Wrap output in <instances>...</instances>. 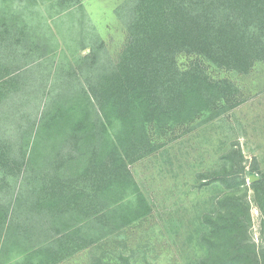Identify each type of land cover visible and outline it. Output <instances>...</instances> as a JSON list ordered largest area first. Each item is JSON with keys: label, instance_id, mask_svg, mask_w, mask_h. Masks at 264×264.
<instances>
[{"label": "trees", "instance_id": "16d2710c", "mask_svg": "<svg viewBox=\"0 0 264 264\" xmlns=\"http://www.w3.org/2000/svg\"><path fill=\"white\" fill-rule=\"evenodd\" d=\"M53 1L57 15L75 3ZM38 5L0 0V264H59L141 217L149 207L129 167L177 126L192 130L243 101L206 65L248 75L264 64V0H133L115 60L91 37L87 54L60 62ZM218 180L229 192L203 218L201 263L264 264V176L250 185L258 245L245 195L230 191L245 179Z\"/></svg>", "mask_w": 264, "mask_h": 264}, {"label": "rangeland", "instance_id": "374dc122", "mask_svg": "<svg viewBox=\"0 0 264 264\" xmlns=\"http://www.w3.org/2000/svg\"><path fill=\"white\" fill-rule=\"evenodd\" d=\"M38 2L58 42L54 62L87 54L81 44L91 37L102 41L114 60L118 57L133 0H75L59 15L53 0ZM178 63L183 68L188 59L180 56ZM206 67L213 79L232 81L242 103L207 123H194L192 130L177 126L160 150L132 164L130 171L149 210L142 208L144 214L136 219L129 215L126 226L102 234L94 245L59 264H202L209 257L202 241L208 233L203 218L213 216L219 198L229 192L218 180L222 177L231 185L245 179L243 188L230 191L245 195L249 235L260 244L262 216L250 185L264 176V64L248 75ZM33 74L44 77L45 71L34 67ZM223 171V176L214 174ZM251 176L256 179L251 181Z\"/></svg>", "mask_w": 264, "mask_h": 264}, {"label": "water", "instance_id": "95a60500", "mask_svg": "<svg viewBox=\"0 0 264 264\" xmlns=\"http://www.w3.org/2000/svg\"><path fill=\"white\" fill-rule=\"evenodd\" d=\"M253 179H256L254 176H251L250 177V180L253 181Z\"/></svg>", "mask_w": 264, "mask_h": 264}, {"label": "crops", "instance_id": "0c3cea01", "mask_svg": "<svg viewBox=\"0 0 264 264\" xmlns=\"http://www.w3.org/2000/svg\"><path fill=\"white\" fill-rule=\"evenodd\" d=\"M74 255H75V254H74ZM63 261H64V260H63ZM63 261H62V262H63ZM60 263H61V262H60Z\"/></svg>", "mask_w": 264, "mask_h": 264}]
</instances>
